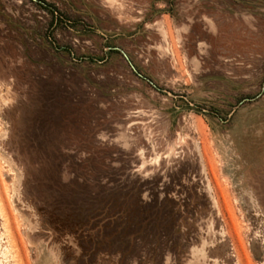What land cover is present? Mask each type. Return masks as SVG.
Returning <instances> with one entry per match:
<instances>
[{"label":"rangeland","instance_id":"obj_1","mask_svg":"<svg viewBox=\"0 0 264 264\" xmlns=\"http://www.w3.org/2000/svg\"><path fill=\"white\" fill-rule=\"evenodd\" d=\"M0 264H264V0H0Z\"/></svg>","mask_w":264,"mask_h":264}]
</instances>
